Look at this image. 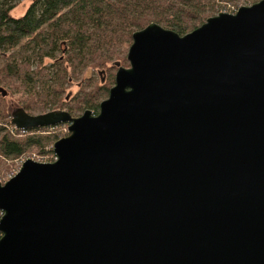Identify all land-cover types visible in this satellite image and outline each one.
I'll use <instances>...</instances> for the list:
<instances>
[{"label": "water", "instance_id": "obj_1", "mask_svg": "<svg viewBox=\"0 0 264 264\" xmlns=\"http://www.w3.org/2000/svg\"><path fill=\"white\" fill-rule=\"evenodd\" d=\"M127 60L96 114L13 111L69 134L0 180V264H264V0Z\"/></svg>", "mask_w": 264, "mask_h": 264}, {"label": "trees", "instance_id": "obj_2", "mask_svg": "<svg viewBox=\"0 0 264 264\" xmlns=\"http://www.w3.org/2000/svg\"><path fill=\"white\" fill-rule=\"evenodd\" d=\"M20 1L0 0V88L24 92L18 103L29 113L58 106L72 115L86 109L97 113L111 80L102 76L103 84L92 82L90 90L66 103L69 81L80 79L88 68H103L100 72L106 74L116 62L127 61L133 33L151 22L183 35L218 11L214 0H34L17 17L12 11ZM47 58L54 62L47 65ZM47 128L5 129L0 134L1 156L18 158L30 149L44 150L57 137L36 135Z\"/></svg>", "mask_w": 264, "mask_h": 264}, {"label": "rangeland", "instance_id": "obj_3", "mask_svg": "<svg viewBox=\"0 0 264 264\" xmlns=\"http://www.w3.org/2000/svg\"><path fill=\"white\" fill-rule=\"evenodd\" d=\"M33 1L34 0H21L17 4L16 8L13 9L12 14L14 16H17V17L23 15L26 12V10L28 9V7L32 4ZM258 1L259 0H229V1H226V0L225 1H223V0H216L215 1L214 0V2H216L218 11L212 12L211 14L209 12L208 14H210V15L208 17L217 15L221 11L231 12L233 9H238L240 6L252 5L253 3L258 2ZM58 55L61 56V52L58 53ZM53 62H54V60H51L49 58H47L45 60V63L47 65H51ZM120 62H121L122 66L128 67L130 65L128 60L124 61L121 59ZM102 69L103 68H99V69L88 68L83 73V75L80 77V79H75L74 81H69L66 84V91H65V94L63 96V99H64L63 101H65L66 103H73L75 98L78 96V94H80V92H82L84 90H87V91L90 90L92 82L95 85L103 84L101 82L102 76H104V78L107 79L108 82H110V80H111L112 84L111 83L110 84L112 87L115 83V75H116V72L118 70V67L116 66L114 69L108 70L106 72V74H101L100 71ZM112 75H114V80L111 79ZM3 87L7 93L4 96H2L0 93V128H2V126H4L3 130L0 129V134L5 129L12 132V130H13L12 129L13 124L11 123L12 113L16 108L22 107L18 103L19 97L20 96H26L24 94V92L18 94V92H16L15 90H14V93L12 94L11 87H7V86H3ZM22 90L24 91V89H22ZM107 97L103 98L101 101H103ZM66 98H68V99H66ZM24 100L25 99H23V101ZM56 109L68 110V108L65 106H62V107L58 106L55 109H47L46 111H37V112L35 111V112H32L31 114H40V113H44V112L56 110ZM83 112L84 111H80L77 114H75L74 116H80L81 114H83ZM98 112H99V110L97 111V113ZM94 113L96 114V111ZM68 125H69L68 123L67 124H61V125L55 126L53 128L50 127L47 129H42V130L40 129V130L36 131V135H40V136H46V135H50V134L57 136L55 138V140L52 141V143L45 146L44 150L43 149L42 150L30 149L29 151H27L25 154H23L22 156H20L18 158H5V157L1 156V154H0V180L2 182H5L8 179H10L11 177H13L15 174H17V172L19 171L23 162L28 158L34 159V160L39 161V162L55 161L56 155H55L54 150H53L54 143L58 139L65 137L69 134ZM18 136L22 137L23 135H18Z\"/></svg>", "mask_w": 264, "mask_h": 264}, {"label": "built area", "instance_id": "obj_4", "mask_svg": "<svg viewBox=\"0 0 264 264\" xmlns=\"http://www.w3.org/2000/svg\"><path fill=\"white\" fill-rule=\"evenodd\" d=\"M237 11V9H233L232 11H231V13H235ZM1 212V211H0ZM1 215H2V212H1ZM1 215H0V217H1Z\"/></svg>", "mask_w": 264, "mask_h": 264}, {"label": "flooded vegetation", "instance_id": "obj_5", "mask_svg": "<svg viewBox=\"0 0 264 264\" xmlns=\"http://www.w3.org/2000/svg\"><path fill=\"white\" fill-rule=\"evenodd\" d=\"M54 127V126H53Z\"/></svg>", "mask_w": 264, "mask_h": 264}]
</instances>
